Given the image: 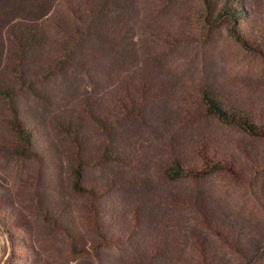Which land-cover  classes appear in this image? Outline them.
Here are the masks:
<instances>
[{"label": "trees", "instance_id": "1", "mask_svg": "<svg viewBox=\"0 0 264 264\" xmlns=\"http://www.w3.org/2000/svg\"><path fill=\"white\" fill-rule=\"evenodd\" d=\"M198 3L208 24L264 57L263 0ZM187 4L0 0V157L29 168L16 187L27 212L11 190L0 209L5 224L30 228L29 264H234L211 242L250 260L264 250V234L243 245L211 193L188 185L242 181L241 163L208 140L155 132L177 114L211 116L264 141L263 111L221 79L181 92L162 75L152 40L172 49L194 39L160 34L157 16ZM150 132L160 150L140 143Z\"/></svg>", "mask_w": 264, "mask_h": 264}, {"label": "rangeland", "instance_id": "2", "mask_svg": "<svg viewBox=\"0 0 264 264\" xmlns=\"http://www.w3.org/2000/svg\"><path fill=\"white\" fill-rule=\"evenodd\" d=\"M156 25L160 34L166 31L167 27H171L184 33L185 38L194 39L178 47H171L172 49L161 42L157 44L158 39L152 40L154 50H158L162 61V75L179 91L193 88L209 75L210 79H221L245 102L264 113V57L254 55L241 46L233 39L225 25L208 24L199 12L198 0H188L187 6L182 8L181 16L170 11L164 16L158 14ZM178 100L179 95H176L172 109L176 107ZM176 117L167 120L162 127L155 128V132L160 136L175 133L185 140H208L221 154L232 155L244 168L246 178L239 182L229 177L214 176L205 184H187L192 191L202 188L211 193L218 204L220 218H230L231 222L234 220L238 234L247 238L242 244L250 245L252 240L264 234V166H257L259 161L264 163V141L251 138L242 130L211 116L195 118L191 115L185 118L177 114ZM153 134L150 132L144 135V141L142 136L143 142L140 143L145 148L160 150V147H156L160 142H157ZM28 172V167H16L11 161L0 157V198H3V192L11 190L12 200L19 203L22 196L16 189L18 179ZM19 206L27 212L21 203ZM4 218L5 212L0 209V264L31 263L33 255L26 248L30 228L25 224L23 227L19 226V229L9 226L8 223L5 224ZM190 226L204 232L202 227L193 223ZM190 234L187 232L184 236L188 243L192 241ZM213 243L221 252L220 255L228 257L234 264H264V250L254 254L250 260L244 259V255L235 253L223 242L212 241L211 244ZM190 258L194 260L193 257ZM75 264L82 262L76 261ZM151 264L157 263L154 261Z\"/></svg>", "mask_w": 264, "mask_h": 264}]
</instances>
